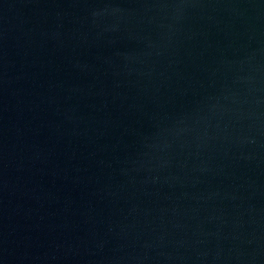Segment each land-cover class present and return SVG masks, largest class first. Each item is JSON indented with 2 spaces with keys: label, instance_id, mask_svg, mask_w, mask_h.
<instances>
[{
  "label": "water",
  "instance_id": "1",
  "mask_svg": "<svg viewBox=\"0 0 264 264\" xmlns=\"http://www.w3.org/2000/svg\"><path fill=\"white\" fill-rule=\"evenodd\" d=\"M0 264H264V0H0Z\"/></svg>",
  "mask_w": 264,
  "mask_h": 264
}]
</instances>
